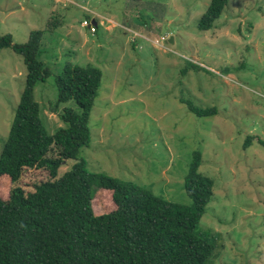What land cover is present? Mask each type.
Wrapping results in <instances>:
<instances>
[{
    "label": "rangeland",
    "instance_id": "374dc122",
    "mask_svg": "<svg viewBox=\"0 0 264 264\" xmlns=\"http://www.w3.org/2000/svg\"><path fill=\"white\" fill-rule=\"evenodd\" d=\"M210 1L0 0V35L23 44L32 30L44 31L39 57L52 74L37 83L35 98L52 133L64 125L63 107H76L55 106L56 76L77 64L104 72L91 142L78 156L90 171L191 204L185 175L201 150L200 171L214 180L198 226L214 237L208 264H264V0H229L201 30ZM85 19L98 23L95 32ZM26 75L23 56L0 48V152ZM189 104L217 112L198 117ZM48 177L44 168H25L19 184L33 190ZM101 196L115 208L110 191Z\"/></svg>",
    "mask_w": 264,
    "mask_h": 264
},
{
    "label": "trees",
    "instance_id": "16d2710c",
    "mask_svg": "<svg viewBox=\"0 0 264 264\" xmlns=\"http://www.w3.org/2000/svg\"><path fill=\"white\" fill-rule=\"evenodd\" d=\"M229 0H211L199 27L208 30ZM44 31L30 32L26 43L0 35V48L20 53L27 67L25 86L0 152V264H208L214 237L199 223L214 195V180L200 171L201 150H194L184 186L191 204L170 201L132 180L92 172L82 147L90 145V117L104 72L88 64L66 65L56 76L55 106L73 100L60 112L64 125L46 126L35 87L51 74L40 59ZM196 116L215 107L189 104ZM246 139L245 146L250 144ZM77 159L61 172L67 160ZM47 170L49 177L25 190V168ZM112 193L107 210L101 191Z\"/></svg>",
    "mask_w": 264,
    "mask_h": 264
},
{
    "label": "built area",
    "instance_id": "2783aa9c",
    "mask_svg": "<svg viewBox=\"0 0 264 264\" xmlns=\"http://www.w3.org/2000/svg\"><path fill=\"white\" fill-rule=\"evenodd\" d=\"M82 24L86 25V26H89L91 28L92 32H95L96 28H97L96 26H98V25H94L93 21H90L89 19H85Z\"/></svg>",
    "mask_w": 264,
    "mask_h": 264
},
{
    "label": "water",
    "instance_id": "95a60500",
    "mask_svg": "<svg viewBox=\"0 0 264 264\" xmlns=\"http://www.w3.org/2000/svg\"><path fill=\"white\" fill-rule=\"evenodd\" d=\"M93 24L97 25V22L95 20H93ZM170 41L173 42V38L172 37L170 38Z\"/></svg>",
    "mask_w": 264,
    "mask_h": 264
},
{
    "label": "clouds",
    "instance_id": "9594fccd",
    "mask_svg": "<svg viewBox=\"0 0 264 264\" xmlns=\"http://www.w3.org/2000/svg\"><path fill=\"white\" fill-rule=\"evenodd\" d=\"M97 25H98V23H97Z\"/></svg>",
    "mask_w": 264,
    "mask_h": 264
}]
</instances>
